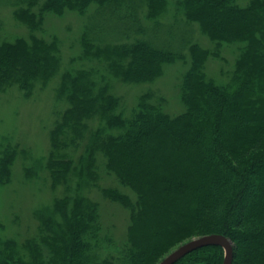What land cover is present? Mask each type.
<instances>
[{"label": "trees", "instance_id": "1", "mask_svg": "<svg viewBox=\"0 0 264 264\" xmlns=\"http://www.w3.org/2000/svg\"><path fill=\"white\" fill-rule=\"evenodd\" d=\"M121 1H16L14 17L30 35L0 39V89L21 82L29 97L37 80L45 87L58 74V37L37 34L47 15H86L92 5L101 13ZM147 1L148 17L154 20L168 4ZM180 2L188 21L198 23L215 46L211 51L195 41L189 48L181 91L185 111L171 115L145 93L129 117L121 111L119 97L110 93L106 77L104 82L96 79V67L63 72L57 95L69 102L51 131L47 168L53 187L67 184V194L56 198L53 208L36 212V236L21 245L0 241V264H146L187 232L223 234L234 243L233 264H264V0ZM87 28L81 57L105 61V68L124 82L149 83L163 74L166 63L186 62V55L154 47L146 39L96 45ZM232 44L239 55L234 76L219 83L208 77L206 62L222 57L223 47ZM88 118L95 119L93 127ZM78 137H84V150L76 160L64 151ZM6 152L0 159L1 185L11 181L16 154ZM100 168L135 191L136 200L117 188L100 187ZM80 175L83 187H99L106 198L131 209L126 246L112 238L107 245L99 240V203L83 192L72 193L70 182ZM252 186L255 198L248 207ZM187 258L223 264L224 250L204 246L177 264Z\"/></svg>", "mask_w": 264, "mask_h": 264}, {"label": "rangeland", "instance_id": "2", "mask_svg": "<svg viewBox=\"0 0 264 264\" xmlns=\"http://www.w3.org/2000/svg\"><path fill=\"white\" fill-rule=\"evenodd\" d=\"M16 1L18 0H0V39L12 40L16 36L30 35L29 28L20 24L14 17ZM180 1L168 0V4L155 20L148 17L147 0H122L119 4H108L101 13L96 10V5H92L86 15L77 12H67L63 16L47 15L44 30L38 31L37 34L48 40H51L53 35L58 37V55L61 58L58 74L45 87L42 80H37L33 94L29 97L20 86L21 82L8 84L0 89V159L4 158L8 150H15L16 153L11 181L5 185L0 184V241L13 239L21 245L28 238L36 236L39 225V215L36 212L46 206L53 208L55 199L67 194V184L53 187L47 168L52 155L51 131L69 102L66 97L57 95L63 72L96 67V79L104 82L103 76L106 77L110 93L119 97L123 106L121 111L129 117L133 115L140 97L145 93H150L151 102L162 104L165 112L171 115L185 111L181 91L184 74L190 65L189 48L195 41L211 51L215 46L198 23L188 21L185 7ZM245 1L240 0L243 4ZM86 27L96 45L146 39L154 47L186 55V62L179 60L171 64L166 63L163 74L149 83L124 82L121 76L116 77L105 68V61L81 57V36ZM237 47L236 44L224 46L220 52L222 57H209L205 66L209 78H214L219 83H227L233 79L239 58ZM94 122L95 119H87L90 127H93ZM81 137L64 151L76 160L80 159L84 150L82 142L85 135ZM102 162L100 156L101 166ZM100 169V187L117 188L129 194L133 201L136 200L135 191L121 184L114 174ZM82 179L83 176L80 175L79 181L73 179L70 182L72 193L83 192L99 203V240H107V245L108 239L112 238L120 247L126 246L132 224L131 209L106 198L99 187L91 190L87 186L83 187ZM255 191L253 186L248 190L246 206L249 207L255 198ZM184 236L179 242L169 241L168 248H163L159 256L152 257L146 264H159L182 244L203 235L190 236L187 232ZM103 254L107 252L103 251ZM183 264L205 263L187 258Z\"/></svg>", "mask_w": 264, "mask_h": 264}, {"label": "water", "instance_id": "3", "mask_svg": "<svg viewBox=\"0 0 264 264\" xmlns=\"http://www.w3.org/2000/svg\"><path fill=\"white\" fill-rule=\"evenodd\" d=\"M219 245L224 249L223 264H233L234 260V243L233 241L223 234H207L201 237L192 239L177 249L168 254L159 264H175L181 258L190 252L204 246Z\"/></svg>", "mask_w": 264, "mask_h": 264}]
</instances>
